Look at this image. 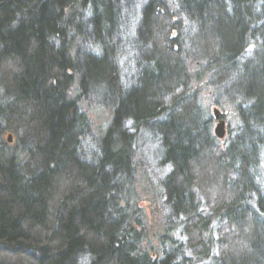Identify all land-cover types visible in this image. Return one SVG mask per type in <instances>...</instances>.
I'll use <instances>...</instances> for the list:
<instances>
[{
  "label": "trees",
  "instance_id": "trees-1",
  "mask_svg": "<svg viewBox=\"0 0 264 264\" xmlns=\"http://www.w3.org/2000/svg\"><path fill=\"white\" fill-rule=\"evenodd\" d=\"M204 75L238 116L222 141ZM0 264H264V0H0Z\"/></svg>",
  "mask_w": 264,
  "mask_h": 264
},
{
  "label": "rangeland",
  "instance_id": "rangeland-1",
  "mask_svg": "<svg viewBox=\"0 0 264 264\" xmlns=\"http://www.w3.org/2000/svg\"><path fill=\"white\" fill-rule=\"evenodd\" d=\"M206 78L207 76L204 75L199 82L196 81L194 84L198 82L200 100L205 106H208L210 113L213 115V130H215L218 138L222 141L227 137L228 132L232 129L234 130L239 123L238 116L234 106L224 98L216 99L218 102L214 101L215 96L211 85L207 84ZM81 106L89 117L92 131L96 132L105 126L109 120V111L100 107L93 98L86 97ZM1 137L5 143L9 145L15 144V136L10 132H4ZM143 156L141 157L142 159L144 158L143 164L137 174L136 191L145 232L148 235L150 244H154L157 234L165 227L163 217L165 209L161 202V188L159 186V180L164 170L157 168L154 160L150 157V153L147 152Z\"/></svg>",
  "mask_w": 264,
  "mask_h": 264
}]
</instances>
